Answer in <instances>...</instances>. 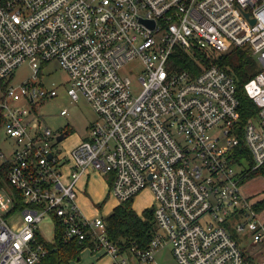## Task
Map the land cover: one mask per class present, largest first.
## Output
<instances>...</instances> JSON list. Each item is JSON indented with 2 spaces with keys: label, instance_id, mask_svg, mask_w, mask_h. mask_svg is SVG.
Wrapping results in <instances>:
<instances>
[{
  "label": "built area",
  "instance_id": "2783aa9c",
  "mask_svg": "<svg viewBox=\"0 0 264 264\" xmlns=\"http://www.w3.org/2000/svg\"><path fill=\"white\" fill-rule=\"evenodd\" d=\"M238 48L259 67L244 85L257 108L247 121L231 73L217 63L174 66L182 52ZM53 62L71 101L83 97L97 115L70 151L36 109L58 94L44 81ZM2 143L0 264L42 261L46 216L61 221L65 242L96 239L119 264H130L128 254L156 264L165 245L178 264H254L235 234L264 235L244 190L264 165V0H0ZM90 170L113 177L109 194L120 202L152 190L157 233L148 249L120 254L104 218L81 214L77 183Z\"/></svg>",
  "mask_w": 264,
  "mask_h": 264
},
{
  "label": "trees",
  "instance_id": "16d2710c",
  "mask_svg": "<svg viewBox=\"0 0 264 264\" xmlns=\"http://www.w3.org/2000/svg\"><path fill=\"white\" fill-rule=\"evenodd\" d=\"M217 63L223 69L233 75L237 84L238 98L240 101V113L244 121H247L256 113V105L245 92V83L257 73L259 67L256 59L248 48H238L227 54L216 56L195 50L191 54L182 52L178 55L174 66L177 70L200 71L201 65ZM262 177L264 179V165L252 170L244 179L246 184L251 179ZM262 198L252 199L253 208L257 213L264 211V189ZM132 200V199H131ZM120 202L113 211L104 218L106 235L119 248V253H127L132 246L146 250L149 248L157 233L154 219V209L148 208L142 214L132 206V201ZM236 237V235H235ZM97 248L96 239H73L64 241V226L58 218H55L54 240L47 243V254L37 264H72L85 247Z\"/></svg>",
  "mask_w": 264,
  "mask_h": 264
},
{
  "label": "rangeland",
  "instance_id": "374dc122",
  "mask_svg": "<svg viewBox=\"0 0 264 264\" xmlns=\"http://www.w3.org/2000/svg\"><path fill=\"white\" fill-rule=\"evenodd\" d=\"M21 69L22 70L16 74L17 81L23 79V77H25L28 73L27 66H24ZM47 71L49 72V75L44 78V81L48 84L54 81L57 84L58 94L53 98L38 103L36 105L37 113L40 115L42 123L46 126H49L55 133L66 127L70 129V134L61 144L65 150L70 151L72 147L87 138L90 132L87 126L91 121H95L96 113L92 106L83 97H81L76 103L71 101L70 97L67 95V89L70 87V82H68L66 72L60 68L58 63H51ZM23 106L30 107L27 103H23ZM64 108L68 109L69 113L67 115H61V111ZM3 147L6 148L7 151V146L5 143L0 144V148L5 151ZM90 175L91 177L87 187V194H85L80 187L79 197H87V199L90 200L91 206L86 209L90 215L106 217L112 212L115 204L117 203L116 199L112 195L108 196L110 177L104 173H99L93 170H90ZM93 185L96 186L95 190L92 188ZM263 189L264 179L262 177L251 179L244 186L246 194L251 196L252 199L262 198ZM139 198H141L140 205L136 206L134 203V208L139 212H142L147 207L151 208L156 207L157 205L156 197L149 188L140 192ZM263 218L264 211L260 213L259 220H263ZM40 231L45 240L48 242H53L54 221L52 218L46 216L43 219V221L40 223ZM246 233L248 234L245 238H243L242 246L250 249L254 242L252 235L248 231ZM82 257L83 258H81V261H79L80 263L74 259V264H89L96 260V258L92 260V258L95 256L89 255L88 253H84ZM105 258L106 261L110 260V257ZM154 262L156 264H178L170 251V246L160 248L155 253Z\"/></svg>",
  "mask_w": 264,
  "mask_h": 264
},
{
  "label": "crops",
  "instance_id": "0c3cea01",
  "mask_svg": "<svg viewBox=\"0 0 264 264\" xmlns=\"http://www.w3.org/2000/svg\"><path fill=\"white\" fill-rule=\"evenodd\" d=\"M67 115V114H66ZM96 118H97V115L95 116V120H96ZM93 122L91 121L90 122V124L87 126V128L89 129L90 128V125L92 124ZM46 126V125H45ZM49 127V126H48ZM50 128V127H49ZM61 132H64V131H66V133H65V136H64V138L62 139V142L64 141V139L65 138H67V136L70 134V129L69 128H63L62 130H60ZM89 136V135H88ZM87 136V137H88ZM85 137V136H84ZM62 144V143H61ZM67 169V170H66ZM63 171H65V173L66 174H68L69 173V171H70V167H68V166H66L65 168H64V170ZM107 176H109V175H107ZM90 177H91V175H90V172H87V173H83L81 176H80V178H79V180H78V183H77V190H78V194H77V204H78V206H79V208H80V212H81V214L85 217V218H87V219H91V218H94V217H96V216H99V215H90V213H88L87 211H86V209H88L90 206H91V203H90V200L89 199H87V197H79L80 196V193H79V189H80V187H81V189L83 190V192L85 193V194H87V191H88V184H89V179H90ZM110 177V181H109V187H110V185H111V183H112V176H109ZM92 188L95 190V188H96V186L95 185H93L92 186ZM139 195H140V193L136 196V197H134L131 201H132V206H133V208H134V205L136 204V206H138V205H140V203H141V198H139ZM108 196H111L109 193H108ZM114 197V196H113ZM115 198V197H114ZM116 199V201H117V203L115 204V206L116 205H118L119 203H120V201L117 199V198H115ZM135 200H136V202H135ZM135 203V204H134ZM115 206H114V208H115ZM113 208V209H114ZM151 208H153L154 209V207H151ZM135 209V208H134ZM146 209H148V207L147 208H145L142 212H139V211H137L136 209V211H137V213H139V214H142ZM113 211V210H112ZM109 215V214H108ZM107 215V216H108ZM259 215H260V213H258V219H259ZM101 217H103V218H105L104 216H101ZM260 222H261V224L264 226V218H263V220H259ZM248 230H246L244 233H236L235 235H236V238H237V240H238V242L240 243V246H241V248H242V250H243V252H244V255H245V257H246V259L250 262V263H254V264H257V263H259V262H262V261H264V235H263V237L259 240V241H255L254 240V237H253V234H252V232H250V231H248L251 235H252V238H253V245L251 246V248L250 249H248L247 247H243L242 246V240H243V238H245L246 236H247V234L248 233H246ZM40 234H41V240H43V243L46 245L47 243H51V242H48L47 240H45V238L43 237V235H42V233H41V231H40ZM54 234H55V223H54ZM165 246H170V245H165ZM165 246H163V247H165ZM170 251H171V247H170ZM84 253H88L89 255H94L95 257H93L92 258V260H94L95 258H96V260H94V261H92L91 263H89V264H119V262H117L118 260L114 257V256H112L111 254H108V253H106L105 251H103L101 248H93V247H90V246H88V248H84L82 251H81V253H80V255H79V257L76 259L77 260V262H79V261H81V258H83L82 257V255L84 254ZM171 253H172V251H171ZM122 254H125V253H122ZM173 255V254H172ZM87 257H90V256H87ZM105 257H110V260L109 261H106V258ZM128 259H129V262H130V264H147V263H144V262H142V261H140L137 257H135L134 255H132V254H128ZM80 263V262H79ZM155 263V262H154ZM72 264H74V261H72Z\"/></svg>",
  "mask_w": 264,
  "mask_h": 264
},
{
  "label": "water",
  "instance_id": "95a60500",
  "mask_svg": "<svg viewBox=\"0 0 264 264\" xmlns=\"http://www.w3.org/2000/svg\"><path fill=\"white\" fill-rule=\"evenodd\" d=\"M252 22H254V20H252ZM64 136H65V132H63L62 134H60V135L58 136V140H59V141L62 140V139L64 138Z\"/></svg>",
  "mask_w": 264,
  "mask_h": 264
}]
</instances>
